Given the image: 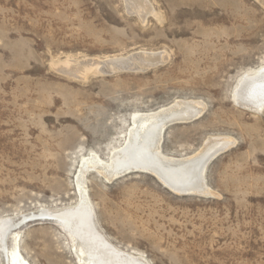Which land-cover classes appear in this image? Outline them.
<instances>
[{
  "label": "rangeland",
  "instance_id": "obj_1",
  "mask_svg": "<svg viewBox=\"0 0 264 264\" xmlns=\"http://www.w3.org/2000/svg\"><path fill=\"white\" fill-rule=\"evenodd\" d=\"M149 2L146 18L126 0H0V220L20 224L30 264L79 263L59 225L23 216L74 206L82 160H109L136 115L178 100L202 101L205 112L166 126L162 154L183 158L209 137L235 139L207 164L215 195H177L141 171L112 182L91 171L99 229L147 264H264V109L236 101L242 77L264 66V5ZM140 51L167 58L86 78L61 69Z\"/></svg>",
  "mask_w": 264,
  "mask_h": 264
},
{
  "label": "bare ground",
  "instance_id": "obj_2",
  "mask_svg": "<svg viewBox=\"0 0 264 264\" xmlns=\"http://www.w3.org/2000/svg\"><path fill=\"white\" fill-rule=\"evenodd\" d=\"M126 1L142 17L153 13L149 0ZM260 1L264 5V0ZM166 58L165 52L140 51L102 60L67 61L61 65V69L86 78L90 73L147 69L164 63ZM236 101L258 110L264 109V66L242 77L236 91ZM205 108L206 104L199 100H178L160 110L136 115L130 140L124 149L115 150L109 160L102 159L96 153L82 160L74 181L78 193V201L74 206L58 211L43 208L38 213L23 216L22 222L36 216L54 221L74 240L73 251L79 264H147L131 251L122 250L113 244L99 229L85 176L94 171L112 182L125 174L141 171L153 174L177 195H215L207 184V164L215 156L233 147L235 139L221 135L209 137L198 152L183 158L164 155L161 147L166 126L191 123L204 114ZM19 225L13 219L0 220V256L3 264H30L19 244L22 232L18 231Z\"/></svg>",
  "mask_w": 264,
  "mask_h": 264
}]
</instances>
